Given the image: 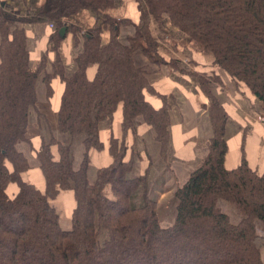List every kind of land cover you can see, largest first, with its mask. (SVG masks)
Here are the masks:
<instances>
[{
	"label": "trees",
	"instance_id": "trees-1",
	"mask_svg": "<svg viewBox=\"0 0 264 264\" xmlns=\"http://www.w3.org/2000/svg\"><path fill=\"white\" fill-rule=\"evenodd\" d=\"M137 4L140 17L128 45L118 39L120 27L128 22L106 14L108 0H45L30 19L0 9V264H263L264 235L256 225L264 228V175L251 170L244 157L237 168L225 169L230 118L206 75L190 74L206 97L203 106L208 108L212 136L201 165L175 190L172 225L160 223L157 204L148 196L147 172L133 177V157L126 158L127 138L136 136L137 118L152 129L164 163L170 148L169 99L162 96V107L155 109L144 95H156L147 78L149 69L166 63L150 30L152 19L166 16L264 109V0H137ZM84 10L96 16L95 27L83 30L68 24ZM39 20L55 28L49 38L53 52L63 40L61 29L77 43L80 35L82 51L71 74H66L59 56L52 74L45 72V56L35 70L30 68L25 30ZM105 29L110 38L104 45ZM138 58L145 64L140 65ZM89 66L96 67L92 80L87 78ZM54 78L64 85L57 129L67 140L54 135L35 150L45 183L42 192L24 181L29 163L18 146H31L30 118L32 114L40 118L37 86L44 85L48 100ZM215 80L219 83V78ZM106 121L111 163L96 172L91 184L89 154L102 151L99 127ZM72 142L79 143L77 165ZM10 185L17 187L12 198L7 195ZM65 191L73 192L75 207L71 228L63 231L51 202ZM219 201L234 206L242 217L237 224L222 212Z\"/></svg>",
	"mask_w": 264,
	"mask_h": 264
},
{
	"label": "crops",
	"instance_id": "crops-1",
	"mask_svg": "<svg viewBox=\"0 0 264 264\" xmlns=\"http://www.w3.org/2000/svg\"><path fill=\"white\" fill-rule=\"evenodd\" d=\"M44 1L45 0H0V9L6 14L16 18L30 19L38 14ZM108 1L110 7L106 14L115 21L128 22L122 25L119 30L120 39L126 41L127 37L133 36V25L137 24L139 21L140 13L137 0ZM67 22L69 25L88 30L95 27L96 16L94 13L84 10L71 17ZM150 30L156 40H158V54L166 63L160 67L161 70L159 72L157 71L158 68L151 67L149 71L152 73L148 75V81L152 89L159 96L166 97L172 95L176 97L177 100L176 105L170 110V148L166 161L169 165H166V162L164 163L160 157V147L154 142V133L152 129L143 122L142 118H137L135 120L137 129L136 136L133 137L129 135L127 138L129 151L126 160L131 156L133 157L135 164L132 173L133 177L142 175L148 165H150L148 172V196L149 198L151 196L155 197L153 201L157 204L160 223L163 227H167L172 225L175 219L177 200L174 193L176 187L183 185L191 172L202 163L207 154L208 141L211 138L210 123L206 111L203 109L204 98L202 99L201 95H199L197 85L195 82L185 77L181 78L180 82L183 85H180L177 78L174 77L175 75L169 73L168 63L175 61L177 65H192L199 69L201 73H207L212 69L213 57L209 54H203L197 48H194L187 38L172 25L166 16L162 17L159 21L152 19ZM25 31L28 38L27 50L29 53L30 68L32 70L36 67L35 63L40 62L42 57L45 56L47 61L46 72L52 74V63L55 62L57 56H59L64 65L66 74H71L74 71V61L77 55L81 53L82 49L80 50V47H77L76 51H74L77 45L71 33L64 36L65 41L62 44L60 43L57 51L58 53L56 54V52L50 49L51 47L48 44L49 36L52 34L48 22L39 20L36 23L26 26ZM69 37L72 38L71 41H69ZM101 39L102 44L105 45L108 43V29L102 32ZM78 40L81 44L80 35H78ZM137 60L140 62V65H144V62H146L145 59L138 58ZM95 72L96 67L89 66L87 69V78L92 80ZM217 75L220 83L215 89V93L230 118V122L226 128L227 153L224 160V167L226 170H233L240 165L241 159L244 157L251 170L256 171L259 175H264V124L254 122L248 115L246 108L235 102L236 98L234 96L238 95L241 97L244 96L243 94L246 92V90H241L239 86L241 83L233 82L232 79L222 71ZM51 88L52 97L47 100L46 89L44 85L39 82L37 86V108L40 118L32 114L27 132V138L31 146L26 144H19L18 146V150L23 153L29 163V169L31 162L34 169L40 170L35 150L39 149L42 140L47 142L53 135H56L60 141L67 140L66 137L58 134L57 129V114L64 85L59 78H54L51 81ZM174 90L178 91L177 93L181 95V99L175 95L176 93ZM144 95L146 101L155 109L162 107L161 100L155 95H151L147 92H145ZM244 97H246V95ZM251 114L252 113H250V115ZM118 122L119 119L117 117L113 125L115 133H118L119 130ZM147 129L150 131L146 140L144 133H146ZM110 133V124L102 123L99 127V138L103 145V149L101 152L91 151L89 154L88 180L91 184H93L96 179V172L101 168L109 166L111 163V158L108 153ZM74 147L73 158L74 164L77 165L79 162V143ZM141 148H143V151H141ZM52 153L57 157L56 147L52 148ZM143 155L148 157L149 161H146L147 163L144 161ZM29 169L23 175L24 181L35 187L37 186L36 188L38 190L44 191L45 183L41 171L42 180L39 181L38 178L37 185H35L34 181L36 180L31 179V176L28 174ZM169 173L171 177L167 178ZM16 193L17 187L15 185H10L7 189V195L12 198ZM60 195L61 194L51 202L53 207H56L55 203ZM65 224L67 225V222H65ZM256 229L258 233L264 235V228L261 225L257 224ZM262 251L261 257L263 261Z\"/></svg>",
	"mask_w": 264,
	"mask_h": 264
},
{
	"label": "rangeland",
	"instance_id": "rangeland-1",
	"mask_svg": "<svg viewBox=\"0 0 264 264\" xmlns=\"http://www.w3.org/2000/svg\"><path fill=\"white\" fill-rule=\"evenodd\" d=\"M48 25H49V29L51 30V32L53 33L54 32V30H55V28H54V26H52V24H50V23H48ZM152 32V31H151ZM154 36V35H153ZM185 36V35H184ZM129 37H131V36H129ZM155 37V36H154ZM186 38H187V40L191 43V45L194 47V48H197L199 51H201L203 54H206V55H208L209 53H207V52H204L203 50H200L198 47H196V45L191 41V40H189V38L187 37V36H185ZM49 38H50V36H49ZM109 38H110V33H109ZM128 38V37H127ZM127 38H126V41H124L123 39L121 40L120 39V36H118V39H119V41L122 43V44H124V45H128V41H127ZM64 39V38H63ZM72 40V38L71 37H69V41H71ZM65 41V39L64 40H62V42H61V44L63 43ZM74 42H75V44L77 45L75 48H74V51H76V49H77V47H80V50L82 49V39H81V44L78 42H76L75 41V39H74ZM157 42H158V40H157ZM48 44H49V41H48ZM51 49V48H50ZM73 51V52H74ZM58 53V52H57ZM56 53V54H57ZM79 55V54H78ZM77 55V56H78ZM209 55H211V54H209ZM77 58V57H76ZM41 61V60H40ZM47 62V61H46ZM31 63H33V62H31ZM40 62H37V63H35V66L37 67L38 66V64H39ZM46 66H47V64H46ZM35 67V68H36ZM35 70V69H34ZM46 67H45V72H46ZM161 70V68H158V72ZM168 70L170 71L169 73L171 74V75H175L174 77H176L177 78V80H178V82L180 83V85H183L180 81H181V78L182 77H185L186 79H189L190 81H193V82H195V84L197 85V87H198V90H199V95H201V97H202V99L204 100V104L205 103H207V100H206V97L202 94V92L200 91V88H199V86H198V84H197V81H196V79H194L193 77H191L190 76V74L191 73H193V74H196V75H198V76H204V75H206V78L207 79H210L211 80V83L214 85L213 86V88H214V94L216 95V93H215V89L218 87V85H219V83L218 82H216V78H218L217 76V74L219 73V72H221V70L218 68V67H215L214 65H212V69H210L209 70V72H207V73H201L200 72V70L199 69H197L196 67H193L192 65H186V64H183V65H169V67H168ZM48 71H49V69H48ZM223 72V71H222ZM46 74H49V73H47L46 72ZM217 76H216V75ZM210 75H214L215 77H210ZM207 76H209V78L207 77ZM231 78V77H230ZM232 79V78H231ZM183 81V80H182ZM232 81L234 82V80L232 79ZM184 82V81H183ZM236 83V82H235ZM239 86H240V88H241V90H246V92L243 94L244 96L246 95V97H244V96H238V95H236V96H234L235 98H236V100H235V102L236 103H238L240 106H242V107H245L246 108V110H247V112H248V115L251 117V119L254 121V122H258V123H260V124H264V109H263V107H262V104L261 103H259V101L253 96V95H251L250 96V92H249V90L248 89H246V87L243 85V84H239ZM184 87H185V85H184ZM174 92L176 93L175 95L179 98V99H181V95L180 94H178L177 92V90H174ZM247 92H249V93H247ZM151 95H153V94H151ZM158 99H160L161 100V102H162V105H163V101H162V96H159L158 94H156L155 95ZM52 97V96H51ZM50 97V98H51ZM165 97V96H164ZM166 98H168L169 100L167 101L168 102V105L170 106V110H171V108L172 107H174L175 105H176V103H177V100H176V97H174V96H172V95H170V96H166ZM203 109H204V111H206V114H207V118H208V108L206 107H204L203 106ZM250 110H252V111H250ZM250 113H252L251 115H250ZM208 121H209V118H208ZM104 123H106V124H110V122H108V121H106V122H104ZM210 128H211V126H210ZM149 129H147V131H146V133H144V136L146 137V140H147V137H148V135H149ZM54 136V135H53ZM210 136H212V131H211V134H210ZM210 140V139H209ZM76 140H73V142H75ZM72 142V143H73ZM74 145H75V143H73ZM208 144H209V141H208ZM131 151H132V148H131ZM133 151H134V153H135V150L133 149ZM141 151H143V148H141ZM143 159H144V161L146 162V161H149V159H148V157L146 156V155H143ZM138 161H139V158H138ZM147 163V162H146ZM135 165V164H134ZM134 165H133V170H134ZM166 165H169V163L168 162H166ZM201 165V164H200ZM199 165V166H200ZM198 166V167H199ZM197 167V168H198ZM150 169V165H148V167H147V169L144 171V173L142 174V175H144V174H146V172H147V175H148V172H149V169ZM196 168V169H197ZM132 170V171H133ZM133 173V172H132ZM131 173V174H132ZM30 176H31V179L33 180V179H35L36 181H34V184L35 185H37L36 183H37V180H38V178H39V181L40 180H42V176H41V173H40V170L39 169H34V167H33V165H32V163L30 162V169H29V173H28ZM141 176V175H140ZM173 176V175H172ZM171 177V174L169 173L168 174V176H167V178H170ZM180 186V185H179ZM37 187V186H36ZM177 188V187H176ZM41 191H43V190H41ZM108 192L109 191H107L106 193L108 194ZM61 195L59 196V198L57 199V201H56V207H54V209L57 211V213L59 214V225H60V228H61V230H63V231H66V230H69L70 228H71V224H70V215H71V213H72V210H73V207H74V197H73V192L72 191H65V192H61L60 193ZM152 200L155 198L154 196H151L150 197ZM219 203V207H220V209L222 210V212H224L225 214H227L228 215V217L230 218V221L233 223V224H237L240 220H241V216L237 213V211L235 210V208H234V206L233 205H231V204H228V203H226V202H224V201H219L218 202ZM61 209V210H60ZM159 213V212H158ZM30 214H32V213H28V215L30 216ZM65 222H67V225L65 224ZM262 256H263V258H264V248H263V251H262ZM263 261H264V259H263ZM264 264V263H263Z\"/></svg>",
	"mask_w": 264,
	"mask_h": 264
},
{
	"label": "water",
	"instance_id": "water-1",
	"mask_svg": "<svg viewBox=\"0 0 264 264\" xmlns=\"http://www.w3.org/2000/svg\"><path fill=\"white\" fill-rule=\"evenodd\" d=\"M59 36H60V38H64V36H65V29H61L59 31Z\"/></svg>",
	"mask_w": 264,
	"mask_h": 264
}]
</instances>
